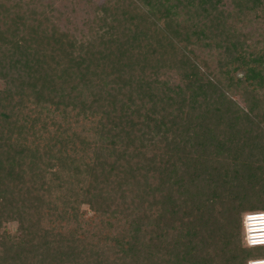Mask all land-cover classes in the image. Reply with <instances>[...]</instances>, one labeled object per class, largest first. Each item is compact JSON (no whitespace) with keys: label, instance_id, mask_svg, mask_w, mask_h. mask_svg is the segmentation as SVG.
<instances>
[{"label":"trees","instance_id":"trees-1","mask_svg":"<svg viewBox=\"0 0 264 264\" xmlns=\"http://www.w3.org/2000/svg\"><path fill=\"white\" fill-rule=\"evenodd\" d=\"M0 81V264L264 257V0H104L78 36L0 3Z\"/></svg>","mask_w":264,"mask_h":264},{"label":"rangeland","instance_id":"rangeland-1","mask_svg":"<svg viewBox=\"0 0 264 264\" xmlns=\"http://www.w3.org/2000/svg\"><path fill=\"white\" fill-rule=\"evenodd\" d=\"M104 0H0V3L8 8H19L23 12L47 11L51 14L53 22L57 27L69 32L74 36H78L85 30V24L94 16L97 6ZM179 56L177 52H174ZM2 82L0 81V87ZM84 219L88 223L98 221L97 217L88 208H82ZM10 231L15 230V224L8 225ZM243 243V237L241 241Z\"/></svg>","mask_w":264,"mask_h":264},{"label":"built area","instance_id":"built-area-1","mask_svg":"<svg viewBox=\"0 0 264 264\" xmlns=\"http://www.w3.org/2000/svg\"><path fill=\"white\" fill-rule=\"evenodd\" d=\"M243 243L246 247L264 246V211H247L242 217ZM247 264H264V257L252 258Z\"/></svg>","mask_w":264,"mask_h":264}]
</instances>
